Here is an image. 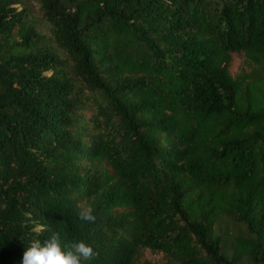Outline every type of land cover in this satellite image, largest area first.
Listing matches in <instances>:
<instances>
[{"label":"trees","instance_id":"1","mask_svg":"<svg viewBox=\"0 0 264 264\" xmlns=\"http://www.w3.org/2000/svg\"><path fill=\"white\" fill-rule=\"evenodd\" d=\"M52 232L82 264H264V0H0V264Z\"/></svg>","mask_w":264,"mask_h":264},{"label":"clouds","instance_id":"2","mask_svg":"<svg viewBox=\"0 0 264 264\" xmlns=\"http://www.w3.org/2000/svg\"><path fill=\"white\" fill-rule=\"evenodd\" d=\"M80 220L93 223L96 219L90 206L81 207L77 213ZM95 256L93 248L84 241L62 242L58 232L41 242L32 240L25 248L21 264H82Z\"/></svg>","mask_w":264,"mask_h":264},{"label":"rangeland","instance_id":"3","mask_svg":"<svg viewBox=\"0 0 264 264\" xmlns=\"http://www.w3.org/2000/svg\"><path fill=\"white\" fill-rule=\"evenodd\" d=\"M31 9L34 18L37 20L38 26L48 33V25L46 24L38 6L31 3ZM251 71L252 68L242 53L231 55L229 74L233 78L242 74H248ZM214 235L219 237L224 248V253L227 256H232L236 238L246 237L248 234L244 226L236 224L228 218H221L215 225ZM166 262V257L162 253L151 252L148 249H140L139 254L135 259V264H165Z\"/></svg>","mask_w":264,"mask_h":264}]
</instances>
